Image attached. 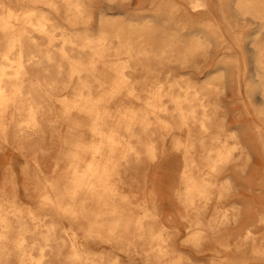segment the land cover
<instances>
[{
    "label": "bare ground",
    "instance_id": "obj_1",
    "mask_svg": "<svg viewBox=\"0 0 264 264\" xmlns=\"http://www.w3.org/2000/svg\"><path fill=\"white\" fill-rule=\"evenodd\" d=\"M24 1L15 0L20 10L17 13L18 9L10 0H0V155L17 149L22 174L31 163L35 171L31 181L24 182L15 194L13 204L6 207L3 204L5 173L0 170V264H64L59 252L66 243L68 252L64 257L69 260L68 264L120 262L118 253L108 258L94 247L118 249L132 263L137 259L141 264H255L264 261L263 126L258 122L253 129L236 126L229 130L227 126L232 119L215 121L212 110L207 107L210 103L201 101L203 92L188 91L189 84L183 91H167L157 85L155 79L150 84L156 86L148 87L144 95V110L124 107L126 105L117 109L122 106L117 102L122 90H126V97H141L133 92L134 86L122 72L130 63L113 61L97 69L104 53L110 54L112 48L115 53L134 49L130 43L124 47L111 45L112 36L117 41L132 40V34H122V27L112 31L102 28L104 4L117 0H28L36 4L32 7L24 5ZM251 1L237 0L236 9L261 12L256 6L261 4H250ZM166 2L175 6L174 0ZM186 2L202 15L216 18L218 10L228 21L229 14L224 9H231L234 0ZM59 4L65 6V19L73 24L82 21L91 25L96 21L92 12L99 7L98 34L92 37L84 29L82 34L74 32L72 37L65 38V42L76 45L80 41L82 47H86L84 53L92 58L84 68L82 62L68 63L70 75L83 69L88 77L77 80L72 98L60 100L62 117L70 127L62 157H59L64 168L50 180L40 167L43 160L45 164L48 161L45 159L47 147L43 144L44 127L39 119L41 103L48 95L40 92L41 79L29 68L50 65L53 60L49 52L54 46L47 47L41 56L27 55L41 50L40 36L53 37L52 28L58 25L56 19L60 15ZM120 4L129 5L130 1L122 0ZM164 19H167L165 15L158 16L154 23L162 26ZM203 23L214 29L201 27L198 32L217 38L220 32L216 22L207 19ZM170 30L162 52L167 45L173 50L171 44L180 41L178 27L171 26ZM155 32L154 27L147 34ZM196 37L195 43L198 42ZM76 45H63L58 49L66 56L67 50H79ZM191 46H186L185 50ZM146 51L141 47L137 52L145 54ZM262 58L264 52H258L257 63L262 73L258 83L264 94ZM95 84L103 89L97 96L91 92ZM104 84L107 86H102ZM163 97L169 98L170 104L162 101ZM256 111L264 113L263 108ZM150 114L157 120L161 114H167L173 120L158 126L166 131L159 134L162 148L154 156L153 147H148L146 160L151 161L147 163L134 144L124 142L122 131L135 137L137 129L142 133L152 131ZM45 122L54 121L45 119ZM166 137L170 138L169 147L164 142ZM256 142L260 146L258 151L254 147ZM121 161L124 174L118 170ZM57 162L58 157L51 164L53 171ZM250 163L259 167L251 168ZM135 165L139 174L138 179L134 176L133 182L141 181V184L129 183V190L125 191L126 171L130 167L136 170ZM3 170L13 171V163H8ZM173 171L175 173H170ZM176 181L180 189L170 193L169 186ZM20 200L38 202L37 208L25 209L21 203H16ZM39 210H53V217L66 220L67 236L55 237L54 220L45 225L44 231L40 230L34 221L41 220V216L34 213ZM171 223L174 225L169 228ZM72 226L83 232L81 240Z\"/></svg>",
    "mask_w": 264,
    "mask_h": 264
},
{
    "label": "rangeland",
    "instance_id": "obj_2",
    "mask_svg": "<svg viewBox=\"0 0 264 264\" xmlns=\"http://www.w3.org/2000/svg\"><path fill=\"white\" fill-rule=\"evenodd\" d=\"M120 1L107 2L103 8V24L104 31L113 30L116 27H122V34H132V40L126 41V38H121L120 41L112 36L111 45L116 47L118 45L125 46L130 43L134 47L132 52H125V50H119L115 53L114 49L110 54L104 53L101 61L98 62V68H103L106 63L117 61L120 63L128 62L129 66H124L122 72L128 76V80L131 81L134 86L133 92L139 94L141 97H126V90H122L117 102L122 103L117 109L124 107H131L135 110H144V95L149 90L148 87L153 86L150 84L151 80H156L157 85H160L162 89L172 92L183 91L188 84L190 87L188 91L203 92L204 97L201 101L210 103L209 107L214 115V120L220 122V120L232 119L231 124H228L229 130L236 126L247 127L253 129L254 124L260 123L264 128V113H258L256 109H264V94H261L259 79L261 78V66L257 63L258 52H264V0H252V2L259 6L261 9L256 13L243 12L236 9V1L232 3L231 9L225 8L227 12L228 21H225L221 17L217 10V17L202 15L200 12L193 11L186 0H174V5L166 1L168 0H129L130 4L121 5ZM260 1V2H258ZM24 5L32 7L36 5L25 0ZM125 3V2H124ZM10 4L14 8L19 7L15 3V0H10ZM123 4V3H122ZM60 5V15L57 16L58 25L53 29V37L48 38L46 36H40L38 39V45L41 50H34L27 55V57L36 55L41 56L46 52L47 47L54 46L53 50L49 52L52 54L53 62L47 67H30L29 71L33 75L38 76L41 79L39 82L40 92L45 93L44 101L41 103V112L39 119L44 127L43 132V144L47 147V154L45 155L46 164L41 162L40 167L45 170L44 176L47 179H52L54 175L62 172L64 168V162L59 157H62L64 149V139L68 136V122L62 117V103L60 100H68L74 95V88L77 86V80L82 81L88 77V74L83 71L74 72L69 74V61L82 62L84 66H88V61L91 60L92 55H86L82 47L81 42L75 43L65 42V38L72 37L73 33L82 34L84 29L87 30L92 37L97 36V14L98 8H94L93 19L95 22L90 24H84L82 21L78 23H69L64 16L65 6ZM218 8V7H217ZM229 9V10H228ZM166 16L164 24L157 26L154 23V19L158 16ZM212 19L216 22L219 28L220 34L217 38H208L204 36L202 31L198 32V29L207 28L208 30L214 29L211 25H205L203 21ZM231 23V25H230ZM155 24V25H154ZM263 24V26L261 25ZM178 27L180 41L171 44L174 48L166 49L162 52V49L166 43V33L171 31L170 27ZM156 32L153 34H147L149 30L154 29ZM198 36V42L195 43V39ZM255 39V40H254ZM71 44L79 50H67L63 56L58 49L60 46L65 45L70 47ZM170 44V43H169ZM188 50H185L186 46H190ZM146 48V53L141 54L137 51L141 48ZM83 50V51H82ZM114 55H117L114 56ZM132 55V56H131ZM13 57L14 54L12 55ZM70 56V58H68ZM264 59V58H262ZM1 61V59H0ZM103 61V62H102ZM133 64V65H132ZM58 65V66H57ZM7 69H11L7 67ZM109 75V74H108ZM54 78V81L51 79ZM70 79V82H69ZM27 84V82L25 83ZM107 86V85H102ZM156 86V85H154ZM264 86V83H263ZM249 87V88H248ZM102 87H98L95 84L92 89V95L97 96L103 92ZM181 88V89H180ZM162 101L166 104H170V100L167 97H163ZM215 105V106H214ZM215 107V109L213 108ZM114 109V107H112ZM150 124L152 131L140 132L139 129L137 136L122 131L124 142H131L141 152L144 162L149 163L151 160L148 158L147 148L153 147L154 156L158 155L162 148V140L159 134L165 133V128L158 127L162 122L170 123L173 117L167 114H161L157 120L150 114ZM45 119H50L54 122H45ZM255 129V128H254ZM182 138H184L182 136ZM169 137L164 139L165 144L168 146ZM255 142V141H254ZM256 151L260 150L258 142L254 143ZM58 157L57 165L52 170V162L54 158ZM8 163H13L14 170H3ZM252 164V165H251ZM22 160L20 159V153L17 149L5 151L0 155V170L5 173L4 177V201L3 204L9 207V204H13L16 198L15 194L19 192L22 185L31 181L32 174L35 171L34 165L31 163L25 174L21 172ZM251 168H258V165L253 163L249 164ZM4 166V167H3ZM138 165H135V168ZM129 167V166H128ZM126 167V169L128 168ZM123 163L118 166V170L124 174ZM128 168L126 171L127 184L124 186L125 191H128V184H141V181L133 182L134 176L138 179V168ZM152 168V167H151ZM178 170V167L174 169ZM175 171L170 173H175ZM41 174V173H40ZM43 175V174H42ZM124 176V175H123ZM27 177L25 180L24 178ZM43 178V177H42ZM125 178V177H124ZM133 179V180H132ZM132 182H131V181ZM43 185V184H42ZM178 181L173 182L169 186V191L174 192L180 189ZM133 187V186H132ZM165 193V192H164ZM169 194V193H167ZM16 203H21V207L25 209L37 208L38 202H29L26 200H20ZM47 208V207H44ZM41 216V220L36 221L39 224V229L44 231L45 225L54 220L55 237H66L65 231H69V224L66 220H59L58 217H53L55 212L53 210H39L34 212ZM11 215V213L9 214ZM174 224L171 223L169 228ZM32 226V224H29ZM77 232L78 240L82 239L83 232L79 229H75V226L71 228ZM261 232V231H260ZM67 243L63 244L60 249L61 260L64 264H68L69 260L64 257L68 252ZM96 252H103L108 258L115 256L118 253L121 257L120 262L117 264H141L137 259L132 263L127 258L123 257L122 253L118 249L111 250L110 247L103 249L101 247H94ZM99 260V259H98ZM106 260V259H105ZM104 260V261H105ZM75 264V262H72ZM255 264H264V261H259Z\"/></svg>",
    "mask_w": 264,
    "mask_h": 264
}]
</instances>
